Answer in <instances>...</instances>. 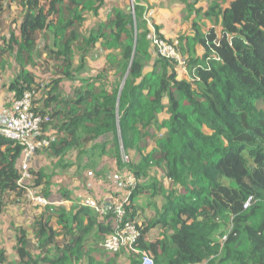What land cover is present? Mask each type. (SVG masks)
Wrapping results in <instances>:
<instances>
[{"label":"trees","instance_id":"16d2710c","mask_svg":"<svg viewBox=\"0 0 264 264\" xmlns=\"http://www.w3.org/2000/svg\"><path fill=\"white\" fill-rule=\"evenodd\" d=\"M208 1L203 17L209 26L194 21L180 38L181 54L192 55L184 61L187 80L173 60L153 59L141 0L134 5L141 28H134L130 12L115 7L89 32L88 15L97 17L107 0H0V26L9 35L0 46V71L10 59L18 66L9 85L12 101L31 93L32 111L42 118L37 139L55 132L44 149L51 158L81 157L97 140L113 141L116 169L126 167L136 183L126 201L110 205L122 203L124 220L139 233L138 253H106L101 243L113 231V214L84 208L63 190L69 209L44 207L28 228L16 227V261L0 249V264H118L126 253L129 264H137L140 253L154 264H264V0ZM12 4L19 19L7 25L2 17ZM39 40L53 70L41 85L28 70L42 55ZM98 42L113 52L99 74L82 77ZM111 70L119 78L108 90L101 82ZM65 81L77 82L69 94L62 90ZM117 124L123 150L137 163L123 161ZM22 154L21 145L0 135V218L9 202L27 195L20 184ZM151 169L162 172V183ZM29 173L48 198L46 176ZM148 190L163 202L160 208L148 204L153 210L139 223L137 200Z\"/></svg>","mask_w":264,"mask_h":264},{"label":"rangeland","instance_id":"374dc122","mask_svg":"<svg viewBox=\"0 0 264 264\" xmlns=\"http://www.w3.org/2000/svg\"><path fill=\"white\" fill-rule=\"evenodd\" d=\"M136 1L137 0H107V4L99 10L97 17L90 14L88 15L85 24V31L89 32L92 28H95L98 24L111 15L113 8L120 7L133 15L134 28H141V22L143 20L145 27L150 32L148 36V41L150 43L149 52L153 56V59L157 54L156 48L153 44L154 37L162 36L164 40H168L173 44H177L182 63L181 66L179 64L177 66L178 76L179 78L188 80V69L186 68L184 61L192 55H190L189 52L181 54L180 48L183 46V44L180 42V38H183L190 33V25L194 21L200 23L202 28L209 26L208 20L203 17V12L209 5V1L199 0L197 3L192 5L194 2H196V0H141L140 4L144 6V11L142 13L143 19H138V21H135L134 5L136 4ZM18 19L19 17L17 20ZM13 31L16 36L19 35L16 26ZM44 41L39 40L37 42L38 51L39 53H42V55L36 56L33 63L28 67L29 72H31L36 79V84L39 85L48 83L53 74L51 65L46 67L44 63V59L46 57L44 51ZM49 41L50 42L48 43L51 44L50 39ZM197 51L201 52V49L197 47ZM112 52L113 51H103L101 49L100 42L96 43L95 49L85 58V65L83 66L84 71L81 74L82 77H95L97 74H99L106 65V55ZM78 60V56H75V66L78 65ZM11 64L17 66L14 61H11ZM9 67H11V65ZM12 68L13 66L10 69ZM10 69L9 75L11 73L12 77L14 78L17 75V70L10 71ZM150 70L151 67L148 66L146 71ZM106 78L107 79L103 80L101 83L104 84L109 90L110 87L114 85V83L116 84L119 78V73L116 70H111L107 74ZM76 84L77 82L65 81L62 84V90L64 94H69L71 89ZM37 99L38 96H36L35 100ZM163 117H166V115L161 116V118ZM117 129V137L119 140L117 143V148L122 153L123 161L126 164L130 162L137 163L138 157L136 155H134L132 152H125V150H123V144L119 132V124H117ZM48 132L51 135L54 134L51 133L52 129H49ZM204 132L206 134L210 133V131L206 128H204ZM112 144L113 141L110 139H99L90 145L81 157L76 156V154H71L62 160L54 158L51 159V157L49 158L47 156V152L44 150L45 148L39 149L30 158L25 172L26 175L21 179L20 184L26 186V190L28 189V191L32 193L33 196H41V188L39 189L33 186V176L29 173L31 170L33 172H42L46 176V180L50 182L48 187L49 190H51V186L54 185L53 182L60 180L62 182L60 186L71 184L74 187L73 191L75 194L81 195L83 197L85 196L84 198L91 197L94 200H97L98 203L112 204L116 200L126 201L130 195V189L136 183V180L126 167L124 170L116 169L115 162L112 159V152L114 149L112 148ZM150 148L151 147H149L148 150H150ZM41 155L43 157H41ZM20 172L22 176V169ZM150 175L155 176L157 180H161V183L163 182V174L160 172V170L151 169ZM55 176H58L59 178L57 179ZM130 180H134V184L132 186L130 184ZM56 185L57 183L55 182V186ZM80 186L82 187L81 190H79ZM88 186H90L93 191L96 189L100 190L101 193H99V198L102 200L106 199V197L103 196L104 194H107L108 197L110 193L114 201H109V199L102 201L98 199L97 196L95 199L91 193H83V191H87L86 187ZM104 187L108 188L109 190L107 191ZM58 188L59 187L57 186L53 187L55 193L54 197L50 199H62L61 194L58 195L56 193ZM151 193L152 191L148 190V193L142 195L141 198H138L137 200V203L140 207L139 214L142 216V218L139 220V223L142 222L144 217L147 218L150 216V213L153 210V208L149 207L148 204H156L157 208H160L162 205V197H150ZM29 197L30 196L27 194L26 197L21 199V201L13 202L12 200L9 202L4 210V214L0 218V248L6 252L8 259L12 261H14L15 258L12 250V247L15 245L14 229L16 227L28 228L32 224L33 219L44 209V207L35 205ZM153 234L155 235L157 232ZM217 237L218 236L215 237L216 241L223 242V238ZM127 254L128 253L122 254L119 257L118 264H129L126 257Z\"/></svg>","mask_w":264,"mask_h":264},{"label":"built area","instance_id":"2783aa9c","mask_svg":"<svg viewBox=\"0 0 264 264\" xmlns=\"http://www.w3.org/2000/svg\"><path fill=\"white\" fill-rule=\"evenodd\" d=\"M153 44L157 54L163 58L173 60L180 66L181 55L177 44L168 43L158 37L153 38ZM184 63V62H183ZM42 118L32 111V95L25 93L21 99L13 100L11 103V112L3 125L0 126V135L8 141L15 142L23 147V154L20 160V170L23 175H26V168L32 155L39 149L49 146L54 140V136L47 135L44 138L37 139ZM125 159V158H124ZM21 181V180H20ZM131 186L134 180H130ZM30 200L39 207L48 206H64L71 204V201H55L51 202L43 196H33L32 193L26 190ZM84 208L91 209L103 216L107 213L113 214V231L101 243V248L108 254H117L121 250L138 253L134 249V244L138 239L139 233L137 228L130 222L125 221V213L123 204H103L98 203L91 197H87L80 201ZM137 264H154L152 258L145 253H140Z\"/></svg>","mask_w":264,"mask_h":264},{"label":"crops","instance_id":"0c3cea01","mask_svg":"<svg viewBox=\"0 0 264 264\" xmlns=\"http://www.w3.org/2000/svg\"><path fill=\"white\" fill-rule=\"evenodd\" d=\"M17 11V8H16V6L14 5V4H12L11 5V8H10V12H11V14L10 15H4L2 18H3V20L6 22V24L8 25V23L10 22V19H13V18H17V14L15 13ZM10 26V25H9ZM15 26H16V28H17V26H18V23H12L11 24V26H10V30L11 31H13L14 29H15ZM8 37H9V35H8V32H7V30L5 29H3L1 26H0V46H1V43H2V40L3 39H5V41H8ZM11 61H13L12 59H10L9 61H8V64L5 66V68L4 69H2L1 71H0V126L1 125H3L4 123H5V121L7 120V118H8V116H9V114H10V112H11V103H12V99H13V95H12V93L10 92V90H9V85H10V83H11V81L14 79L13 77H12V75H11V73H10V75H9V69L13 66V68L12 69H10V71H14V70H17V72H18V66H16V65H12L11 64ZM16 64V63H15ZM11 65V67H9ZM16 68V69H15ZM16 72V73H17ZM11 78H13V79H11ZM51 133H54V134H52V136H54L55 135V132L52 130V132ZM47 135H51L49 132H47L46 133V136ZM92 145V144H91ZM47 154V153H46ZM72 155H74V154H72ZM47 156L50 158V156L47 154ZM41 157H43L42 155H41ZM40 157V158H41ZM52 159V158H51ZM74 160V159H73ZM73 163H76V162H73ZM55 178H59L58 176H55ZM44 181H47V182H49L48 180H46V178L44 179ZM56 183H57V187H59L58 188V190H57V194L59 195L63 190H67V191H69L70 192V194H71V196H72V199H73V201H81L82 200V198H84L83 196H81V195H77V194H75L74 193V191H73V185H71V184H67L66 186H60L61 184H62V182L60 181V180H58V181H55ZM55 182H53L54 183V185H52L51 186V190H49L48 188H47V192H49V197L47 198L48 200L50 199V198H52V197H54V193H55V191H54V189H53V187H56L55 186ZM50 183V182H49ZM48 185H50V184H48ZM59 185V186H58ZM49 187V186H48ZM39 189L41 188V187H38ZM105 188V187H104ZM82 189V187L80 186V189L79 190H81ZM107 191L109 190L108 188H105ZM86 190L87 191H83V193H88V194H93V197H95V199H96V196L98 197V199H100V200H102L101 198H99L100 197V194L99 193H101V191L100 190H95V191H93L91 188H90V186H88V187H86ZM40 191H42V188L40 189ZM93 191V192H92ZM42 193V192H41ZM74 193V194H73ZM42 195V194H41ZM43 196V195H42ZM104 197H106V199H104V200H102V201H106L107 199H109V201L110 200H113L112 199V197H111V195H110V193H109V196L107 197V194H104L103 195ZM44 197V196H43ZM87 198V197H86ZM85 199V198H84ZM50 200H52L51 202H55V201H60V200H62V201H71V200H63V199H50ZM71 204H72V201H71ZM71 204H69V205H64V206H48L47 208L49 209V212L51 211V209L52 208H54V207H63V208H65L66 210H68L69 209V207L71 206ZM15 246V245H14ZM1 249V248H0ZM12 249H13V247H12ZM14 257H15V255H14ZM9 260V259H8ZM10 262H15L16 261V257L14 258V261H12V260H9Z\"/></svg>","mask_w":264,"mask_h":264}]
</instances>
